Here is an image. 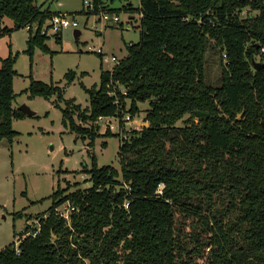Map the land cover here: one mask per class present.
I'll return each instance as SVG.
<instances>
[{"label": "trees", "instance_id": "obj_1", "mask_svg": "<svg viewBox=\"0 0 264 264\" xmlns=\"http://www.w3.org/2000/svg\"><path fill=\"white\" fill-rule=\"evenodd\" d=\"M46 1L0 0V36L6 17L14 29L37 22L27 51L51 52L41 31L55 14ZM247 6L256 13L242 15ZM126 9L144 14L140 39L102 70L99 87L86 88L80 116L93 124L121 115L128 100L133 115L148 102V126L121 141L120 170L94 162L89 188L54 191L39 234L25 236L20 254L14 242L0 249V264H264V67L252 63L264 62V0H140ZM209 51L220 55L217 83L208 79ZM15 61L0 68V138L13 139V118L27 115L14 107ZM30 78L31 96H61ZM74 113L64 109V124L94 142L99 126L79 127ZM65 200L77 209L70 224L55 214Z\"/></svg>", "mask_w": 264, "mask_h": 264}, {"label": "rangeland", "instance_id": "obj_2", "mask_svg": "<svg viewBox=\"0 0 264 264\" xmlns=\"http://www.w3.org/2000/svg\"><path fill=\"white\" fill-rule=\"evenodd\" d=\"M43 1L39 0L40 3ZM102 1L99 5L94 3L90 9L86 8L84 0H47L43 9L49 7L55 14L66 12L82 31L74 44L65 39L57 42L56 33L48 29L46 43L51 52L38 45L32 55L27 51L30 31L37 30V22L31 27L14 29L10 18L2 21V27L7 30L0 36V68L3 59L10 55L16 57L14 107L26 104L34 114L13 118L12 127L18 133L13 139L0 138V249L16 241L25 232L29 221L48 211L53 202L51 195L59 187L68 189L67 192L89 188L92 185L89 169L94 162L98 166L112 165L120 170L118 151L121 139L118 135H106L107 131L101 128L91 142L88 137H83L82 131L73 130L63 122L64 109L69 107L75 111L72 117L76 125L81 128L95 126L96 123L86 122L80 116L89 105L86 88L99 87L102 70L114 67L115 61L109 56L115 54L124 58L130 43H137L140 39L141 29L136 27V22L129 28L121 26L129 17L139 16V11L127 10L126 5L132 3L138 7L140 0ZM245 9L248 10L244 15L256 13L250 6ZM55 14L43 23L42 30L47 28ZM105 15H109V19ZM114 15H118L122 23H111ZM100 46L104 50L102 54L94 50ZM260 58L255 59L261 61ZM208 59V79L217 83L221 71L220 55L209 51ZM223 59L225 62L224 55ZM70 71L75 72L73 80L67 76ZM31 75L60 87L61 96L58 93L50 97L31 96ZM138 105L139 111L134 118L142 120L141 125L146 126L144 117L149 104L139 102ZM129 107L130 100L127 101V110ZM66 203L67 200L56 207H64Z\"/></svg>", "mask_w": 264, "mask_h": 264}, {"label": "built area", "instance_id": "obj_3", "mask_svg": "<svg viewBox=\"0 0 264 264\" xmlns=\"http://www.w3.org/2000/svg\"><path fill=\"white\" fill-rule=\"evenodd\" d=\"M84 5L86 8H92L94 5L93 2L90 0H84ZM248 9H243L242 10V15H244L247 12ZM109 16V15H108ZM107 15H105L106 18H108ZM144 14L143 12H139L138 17L131 16L129 17L124 23H122V19L118 15L112 16V19L110 20L111 23L119 24L122 23L121 26L123 28H129L131 24L136 22V24L141 23V19L143 18ZM202 16L198 18V21H202ZM109 19V18H108ZM105 20V19H104ZM77 23L73 21L72 18L69 17V15L66 12H59L58 14H55L50 22L47 28L43 29L42 32L46 33L48 32V29H50L53 33H58V32H63V30L67 27H72V28H77ZM92 47H90L91 49ZM94 49V48H92ZM96 52L102 54L104 52L103 47H98L96 49ZM264 52V48L261 49V53ZM225 56V61H227V54L223 53ZM109 58L112 61H115V63H119L121 58L116 56L115 54H112L109 56ZM261 59V58H260ZM110 90L109 94L110 95H115L116 91L115 88L117 87L115 84L109 85ZM123 93H126L125 89H122ZM115 103L117 105H121L118 97L115 100ZM142 121V120H140ZM140 121H136L134 118V115L128 111V110H123L121 115L119 113L113 114V115H100L95 123L99 126V129H103L108 132H111L113 134H116L120 137L121 141L126 139L128 135L132 131H140L143 125H141ZM159 192H162L161 189L158 190ZM76 207L72 205L69 201L64 205V207H56L55 208V214L65 218L68 224H70L71 219H72V212L76 211ZM33 221L35 223H33ZM33 221H29L28 226H30L29 231H25L24 234L22 233L19 238L14 241V249L17 254H20L21 248H20V243L21 241L25 238L26 235H32V236H37L41 230V221L40 218L38 219H33ZM36 224V225H35Z\"/></svg>", "mask_w": 264, "mask_h": 264}, {"label": "water", "instance_id": "obj_4", "mask_svg": "<svg viewBox=\"0 0 264 264\" xmlns=\"http://www.w3.org/2000/svg\"><path fill=\"white\" fill-rule=\"evenodd\" d=\"M62 34L63 39L69 40L75 44L80 38L82 31L79 28L67 27L63 30ZM252 63L256 69H262L264 67V62L257 61L256 59H253ZM20 109L24 111L27 115L34 114V111H32L26 104L21 105ZM240 115H242V113H240ZM146 126H148V122L146 123Z\"/></svg>", "mask_w": 264, "mask_h": 264}, {"label": "crops", "instance_id": "obj_5", "mask_svg": "<svg viewBox=\"0 0 264 264\" xmlns=\"http://www.w3.org/2000/svg\"><path fill=\"white\" fill-rule=\"evenodd\" d=\"M139 5H140V1H139ZM138 121H140V120H138ZM140 122H142V121H140Z\"/></svg>", "mask_w": 264, "mask_h": 264}]
</instances>
